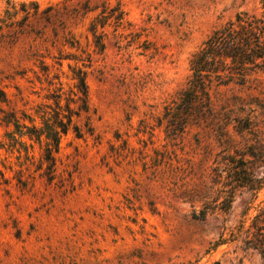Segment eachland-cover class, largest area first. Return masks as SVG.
<instances>
[{"label": "rangeland", "instance_id": "1", "mask_svg": "<svg viewBox=\"0 0 264 264\" xmlns=\"http://www.w3.org/2000/svg\"><path fill=\"white\" fill-rule=\"evenodd\" d=\"M241 12L262 14V0H0V141L14 131L12 114L40 126L58 94L80 110L82 133L62 137L54 171L26 137L27 150L0 148L9 180L0 187V264H264L234 239L264 208V186L239 188L226 213L194 216L222 199L226 130L231 146L244 143L235 122L217 120L250 115L264 130V70L213 92L218 119L180 129L168 115L193 54ZM103 15L101 48L89 28ZM252 169L264 178L263 163Z\"/></svg>", "mask_w": 264, "mask_h": 264}, {"label": "trees", "instance_id": "2", "mask_svg": "<svg viewBox=\"0 0 264 264\" xmlns=\"http://www.w3.org/2000/svg\"><path fill=\"white\" fill-rule=\"evenodd\" d=\"M262 6L263 12L260 15L248 12L238 13L234 20L217 28L202 47L193 54L190 61L192 74L187 86L180 93V101L173 109L168 108L169 118L174 124L175 117H177L180 129H183L185 124H195L211 118L218 119L213 92L220 86L230 83L246 84L252 73L264 70V0H262ZM110 12L111 16L115 15L113 9H110ZM122 16L123 11L120 12V17ZM103 17L102 22L95 20L89 28L100 40L101 48L104 45L101 44L102 35L97 36V28L99 25L104 27L109 15H103ZM86 75L87 72L82 68L75 72V77L78 79L77 88L81 93L80 99L83 101L80 109H87ZM54 98V106H46L39 112L40 126L34 124V120L30 117L31 125L21 123L20 119L12 114L13 118L7 121V124L13 125L14 131L7 133L8 142L0 141V148L11 146L15 149L18 144L27 150L28 145L32 147V143H39L43 145L42 159L48 163L49 170L54 171L56 154L60 149L62 137L67 135L71 129L76 132L77 136L82 135L80 128L73 123L74 117L79 116L80 110L72 108L69 102L61 106V94ZM70 101L73 100L70 99ZM220 121H223L225 125L230 124V121L235 122V131L244 139V143L243 146H240L242 142L231 146L235 139L226 130L224 148L226 154L223 157L226 165L223 171L226 172V176L222 183L223 189L219 192L222 199L215 206L204 202L201 209L194 211L195 218L199 219H205L208 214L216 210L228 212L239 188L247 187L258 192L264 186V178H255L252 169L253 164L258 162L264 164V130L257 128V124L250 115L238 118L229 116L225 112L217 120L218 123ZM244 131L247 132L246 136H244ZM23 137L28 138L32 143L27 145L22 140ZM231 149L234 151L233 154L230 153ZM8 182L5 172L0 170V187ZM234 236V239L243 236L245 244L258 250L264 257V208L259 209L248 227H245V221H243L237 235L234 234ZM214 264H220V262L216 261Z\"/></svg>", "mask_w": 264, "mask_h": 264}]
</instances>
